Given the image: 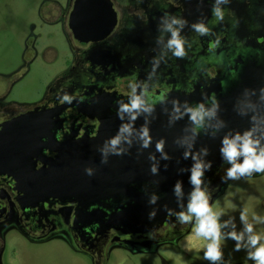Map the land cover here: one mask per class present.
Wrapping results in <instances>:
<instances>
[{"label":"flooded vegetation","instance_id":"1","mask_svg":"<svg viewBox=\"0 0 264 264\" xmlns=\"http://www.w3.org/2000/svg\"><path fill=\"white\" fill-rule=\"evenodd\" d=\"M63 1L66 6L59 2L57 12L72 50L68 70L36 103L2 120L38 111L39 125L45 126L39 143L46 146L34 159L38 168L49 167L41 158L54 162L77 145L99 143L100 130L105 146L116 138L115 146L130 145L145 130L146 137H154L156 130L193 129L200 140L218 141L221 131L233 141L235 130H252L260 141L257 154L264 148V0H85L79 7L78 0ZM217 7L222 20L214 15ZM72 16L78 37L70 26ZM196 24L208 32L201 35ZM173 31L184 42L183 57L169 47ZM45 50L49 54L54 48ZM133 100L139 108L122 110ZM244 159L239 156L237 163ZM232 166L225 161L205 184L208 201L235 179L227 176ZM237 175L255 178L264 172ZM28 198L13 175L0 174V264H6L4 232L11 226L35 244L60 235L92 264H104L116 236L160 244L197 219L188 212L189 220L170 219L154 232L125 235L113 229L100 235L96 226L77 227L76 203L49 197L32 204Z\"/></svg>","mask_w":264,"mask_h":264},{"label":"water","instance_id":"2","mask_svg":"<svg viewBox=\"0 0 264 264\" xmlns=\"http://www.w3.org/2000/svg\"><path fill=\"white\" fill-rule=\"evenodd\" d=\"M84 1L78 0L77 6ZM76 25L72 16L70 26L78 37ZM37 116L38 111H31L0 123V174L13 175L32 204L49 197L60 198L62 203H76L77 227L96 226L100 235L113 229L125 235L154 232L170 219L187 214L197 187L203 192L205 184L226 161L221 152L223 140L229 139L226 131H221L218 141L200 140L193 129L156 130L145 147V140L149 139L146 136H140L139 141L130 137V145H101L100 130L96 137L99 143L77 145L75 152L64 151L54 162L41 158L49 167L38 168L34 159L39 157V149L46 146L39 143L45 126L39 125ZM235 133L241 137L235 140L240 146L247 133L255 138L252 130L237 129ZM160 142L163 149L157 150ZM209 162L211 169L207 167ZM198 163L204 165L199 186L191 181ZM85 169H91L92 175ZM221 191L210 198V206ZM152 212L155 217L150 220ZM13 219L6 225L12 224ZM117 244L153 250L159 243L134 242L116 236L110 246Z\"/></svg>","mask_w":264,"mask_h":264},{"label":"rangeland","instance_id":"3","mask_svg":"<svg viewBox=\"0 0 264 264\" xmlns=\"http://www.w3.org/2000/svg\"><path fill=\"white\" fill-rule=\"evenodd\" d=\"M63 0H0V122L10 111H20L36 103L54 78L66 72L72 52L65 20L57 12ZM64 6V7H65ZM40 41L38 47L35 42ZM54 48L46 53L45 48ZM220 227V259H204L211 239L196 237L193 231L188 245L160 243L153 250L113 245L104 264H257L247 259L264 244V176L233 179L210 206ZM246 219H241V215ZM248 224L253 226L247 232ZM243 234L237 241L230 234ZM260 236L256 246L250 237ZM7 242L6 264H92L57 235L35 244L11 226L4 232ZM237 243L242 245L235 251ZM185 247L188 257L181 248Z\"/></svg>","mask_w":264,"mask_h":264},{"label":"clouds","instance_id":"4","mask_svg":"<svg viewBox=\"0 0 264 264\" xmlns=\"http://www.w3.org/2000/svg\"><path fill=\"white\" fill-rule=\"evenodd\" d=\"M214 15L218 19H223V13L217 7L214 9ZM176 22V21H174ZM196 30L204 35L208 32V29L203 24L194 25ZM169 47L174 48V55L177 57H183L185 55L184 51V42L179 38V33L177 31H173L172 39L169 41ZM118 105L121 104L120 101L116 102ZM140 104L138 100H133L130 105L123 104L122 110H132L139 108ZM119 108L117 115H119ZM135 119V117H133ZM192 119H196V114L194 113ZM145 136H148L147 130L144 132ZM150 137L148 140H145V147L150 143ZM241 137L237 135L236 140H240ZM118 142V138L112 140V145L115 146ZM260 144L259 140H253L251 138V133H247L244 138V143L242 146L238 145L235 140L230 141L227 137L223 140L224 147L221 149L222 155L226 161L231 163L233 166L227 169V176L232 178H239L237 174L243 175L245 173H251L253 171L264 172V148L259 150V154H257L258 145ZM163 149V143L160 142L157 144V150ZM207 153V150H205ZM120 155L121 153H116ZM188 155L187 153L185 154ZM241 155L245 156L243 163H237V158ZM195 158V157H194ZM102 163H107L106 160H103ZM204 165L198 163L193 169V174L191 176V181L195 185L199 186L201 184L200 177L203 175L201 169ZM207 167L211 169V162L208 163ZM86 173L91 176L92 170L85 169ZM155 171V169H154ZM250 178V177H249ZM177 191L180 189V184L176 185ZM155 197H153L152 202H155ZM189 212L195 214L197 217V224L194 226V233L196 237H203L205 240L211 239L212 243L208 244L207 251L205 253L204 259H211L213 261L221 258L223 253L220 251L219 242H220V227L221 225L218 223V217L216 214L212 212V209L209 205L208 198L205 196L204 192L199 190L197 187L196 192L193 193L192 201L189 205ZM183 221H187L190 219V216L180 214ZM155 217V212L149 214V219H153ZM241 219H246V217L242 214ZM247 232L253 231V226L248 224L246 227ZM234 239L240 241L243 239V234L237 235L235 232L230 234ZM250 243L252 246H256L260 242L259 235H253L250 238ZM242 245L237 243L235 246V251H240ZM247 259L256 260L257 264H264V244H261L255 252H248Z\"/></svg>","mask_w":264,"mask_h":264},{"label":"trees","instance_id":"5","mask_svg":"<svg viewBox=\"0 0 264 264\" xmlns=\"http://www.w3.org/2000/svg\"><path fill=\"white\" fill-rule=\"evenodd\" d=\"M196 220H197V219H195L193 222H191V223L187 226V228H185V229L182 231V233H181L178 237H168V238L164 239V240L162 241V243L167 242V243H174V244H177L178 241H179L181 238H183L184 236H186V235L189 233V231H190L192 225H194V223L196 222Z\"/></svg>","mask_w":264,"mask_h":264},{"label":"crops","instance_id":"6","mask_svg":"<svg viewBox=\"0 0 264 264\" xmlns=\"http://www.w3.org/2000/svg\"><path fill=\"white\" fill-rule=\"evenodd\" d=\"M192 231H193V226L191 227L189 233H188L186 236H184L183 238H181V239L178 241V243H179L180 245H182L183 243H185L186 245H188V244L190 243V242L188 241V239H189L190 235L192 234ZM178 243H177V244H178ZM181 250H182L183 254H186V256H188V257H190V256L193 255V254L189 253L188 250L185 249V247H182ZM201 253H206V252H202V250H201Z\"/></svg>","mask_w":264,"mask_h":264}]
</instances>
